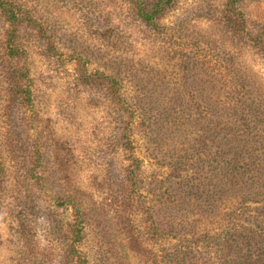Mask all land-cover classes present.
<instances>
[{"label": "rangeland", "instance_id": "rangeland-1", "mask_svg": "<svg viewBox=\"0 0 264 264\" xmlns=\"http://www.w3.org/2000/svg\"><path fill=\"white\" fill-rule=\"evenodd\" d=\"M4 1L0 264H262L264 0Z\"/></svg>", "mask_w": 264, "mask_h": 264}, {"label": "trees", "instance_id": "trees-1", "mask_svg": "<svg viewBox=\"0 0 264 264\" xmlns=\"http://www.w3.org/2000/svg\"><path fill=\"white\" fill-rule=\"evenodd\" d=\"M238 1L239 0H226V2H225V11L230 16H232V18L235 17L233 15L238 14V12H237V10H238L237 9V2ZM6 3H7L6 1L0 0L1 9H3L6 12L7 18L9 20H11V21L16 20L17 15L14 13L12 8L6 7ZM230 16H229V18H230ZM259 38L260 37H258L256 39V41H258ZM8 45H9V50L17 54L18 48L15 46V44L13 42V37H10L8 39ZM25 90H26V88H25ZM262 113H263L262 117L258 118V120L264 119V112L262 111ZM245 119H247V117H245ZM246 207H247V204L242 205L238 211L230 212V214L228 215L226 222H225L226 229L224 230V232H223V229L221 228V231H219L217 233H212L209 236H206L205 239L208 240L206 242L208 244V246L209 247H211V246L215 247L216 259L218 260L217 264H241L245 260L250 261V259H248V258H243V255L241 252V250L243 248L242 244L245 242L241 243L242 240L241 241L238 239L234 240V238H233V233L240 235L241 232H239V230L237 228H233L232 230L230 229V227L232 226L235 219L236 218L238 219L239 217L243 216L246 213V211H245ZM71 227L73 229V232H75V236H74V238L71 239V242H69V244H68L69 252L71 255L76 257V260L78 261L79 264H86L85 258L81 255V253L79 252V250L75 246V243L79 239V234H76V233L80 232V229L78 228V226L76 227L75 225H71ZM258 249H260V251H261L259 253L260 258L264 257V245H263V247L261 245H259ZM262 264H264V261H262Z\"/></svg>", "mask_w": 264, "mask_h": 264}]
</instances>
